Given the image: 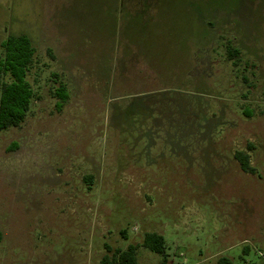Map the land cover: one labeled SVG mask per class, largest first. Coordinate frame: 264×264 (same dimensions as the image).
I'll use <instances>...</instances> for the list:
<instances>
[{"label":"rangeland","instance_id":"1","mask_svg":"<svg viewBox=\"0 0 264 264\" xmlns=\"http://www.w3.org/2000/svg\"><path fill=\"white\" fill-rule=\"evenodd\" d=\"M21 35L36 97L0 132V264L130 245L139 264H264V0H0V45Z\"/></svg>","mask_w":264,"mask_h":264},{"label":"trees","instance_id":"2","mask_svg":"<svg viewBox=\"0 0 264 264\" xmlns=\"http://www.w3.org/2000/svg\"><path fill=\"white\" fill-rule=\"evenodd\" d=\"M236 50L228 52L230 60H235ZM37 49L31 39L25 35L8 36L0 45V132L11 128H19L26 120L30 111L35 91L29 76L37 63ZM57 77V76H55ZM55 98L62 107L68 100V92L64 84H60L54 92ZM137 107L129 109L125 115H137ZM135 114V115H134ZM244 173L256 175L251 166L249 155L238 152L235 155ZM141 247L159 256L165 254V239L158 233H146ZM138 246L130 245L124 251L111 250L102 258L100 264H139L137 260ZM217 264H233L232 260L223 257ZM251 264V263H249Z\"/></svg>","mask_w":264,"mask_h":264},{"label":"built area","instance_id":"3","mask_svg":"<svg viewBox=\"0 0 264 264\" xmlns=\"http://www.w3.org/2000/svg\"><path fill=\"white\" fill-rule=\"evenodd\" d=\"M133 230H134V231H136V230H137V228H134Z\"/></svg>","mask_w":264,"mask_h":264}]
</instances>
